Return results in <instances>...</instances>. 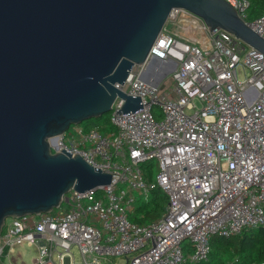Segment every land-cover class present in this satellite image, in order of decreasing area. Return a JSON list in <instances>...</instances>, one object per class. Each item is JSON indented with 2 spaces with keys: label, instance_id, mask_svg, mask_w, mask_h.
Wrapping results in <instances>:
<instances>
[{
  "label": "built area",
  "instance_id": "built-area-1",
  "mask_svg": "<svg viewBox=\"0 0 264 264\" xmlns=\"http://www.w3.org/2000/svg\"><path fill=\"white\" fill-rule=\"evenodd\" d=\"M226 2L264 39V14L247 21L248 0ZM152 57L176 62L169 87L141 80L145 64L115 84L141 96L143 109L115 119L111 108V132L78 127L48 139L52 151L63 147L105 168L109 185L70 190L58 213L5 219L0 264L23 243L35 248L32 264H199L213 238L264 226V55L173 9ZM239 66L248 73L243 80ZM153 161L149 179L142 166ZM155 189L167 198L164 212L132 222L134 192L146 202Z\"/></svg>",
  "mask_w": 264,
  "mask_h": 264
},
{
  "label": "water",
  "instance_id": "water-1",
  "mask_svg": "<svg viewBox=\"0 0 264 264\" xmlns=\"http://www.w3.org/2000/svg\"><path fill=\"white\" fill-rule=\"evenodd\" d=\"M173 9L200 17L264 55V39L226 0H0V234L5 219L49 213L70 190L107 186L111 173L48 139L71 125L143 109L118 89L136 65L163 89L176 62L149 50Z\"/></svg>",
  "mask_w": 264,
  "mask_h": 264
},
{
  "label": "trees",
  "instance_id": "trees-1",
  "mask_svg": "<svg viewBox=\"0 0 264 264\" xmlns=\"http://www.w3.org/2000/svg\"><path fill=\"white\" fill-rule=\"evenodd\" d=\"M248 2L247 21L264 14V0H248ZM110 114L108 112L99 118L83 122H88L89 128H98L102 133L111 132L113 127L108 123ZM142 167L145 176L150 179L153 164H144ZM166 203V196L160 189H155L150 192L146 202L142 199L135 202L129 219L138 224L148 223L164 212ZM260 262H264V226L243 231L229 238H213L208 260L199 264H259Z\"/></svg>",
  "mask_w": 264,
  "mask_h": 264
},
{
  "label": "rangeland",
  "instance_id": "rangeland-1",
  "mask_svg": "<svg viewBox=\"0 0 264 264\" xmlns=\"http://www.w3.org/2000/svg\"><path fill=\"white\" fill-rule=\"evenodd\" d=\"M133 68L137 72L140 71V69H141L138 66H134ZM236 74H237V77L239 80H243L244 78H246L248 76L247 71L246 70L243 71L241 66L237 67ZM163 83H165L166 87H169L170 86L169 78L167 77L163 81ZM108 123H110L109 119H108ZM78 127L83 128V129H88L90 126H89L88 122L87 123L82 122L79 125H71L68 129H69V131H75V129ZM154 163L155 162L153 161L151 164H154ZM118 187H120L122 189L127 188V186L123 185V184L118 185ZM134 197H135V199H139V197H140L139 193L134 192ZM65 207H66L65 204H62L60 208L54 209L53 212L58 213L59 211L64 210ZM35 255H36L35 248L26 246L23 243L21 245L15 246L14 250L11 253H9L7 255V257L6 256L3 257V261H4V264H32L31 261ZM65 264H67V261L65 262Z\"/></svg>",
  "mask_w": 264,
  "mask_h": 264
}]
</instances>
